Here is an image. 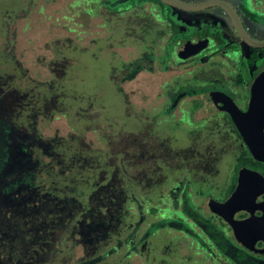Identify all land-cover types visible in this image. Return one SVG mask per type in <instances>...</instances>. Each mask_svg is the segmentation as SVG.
<instances>
[{
	"label": "rangeland",
	"instance_id": "rangeland-1",
	"mask_svg": "<svg viewBox=\"0 0 264 264\" xmlns=\"http://www.w3.org/2000/svg\"><path fill=\"white\" fill-rule=\"evenodd\" d=\"M126 1L0 0V255L25 264H52L54 250V264L182 262L190 239L177 246L158 232L141 243L145 226L183 207L186 173L226 177L229 136L178 124L183 108L201 107L205 84L174 78L202 64L169 61L164 26L148 5ZM142 213L145 222L129 235ZM118 239L119 252L94 260ZM207 260L264 264L249 255L240 262L231 245L220 262Z\"/></svg>",
	"mask_w": 264,
	"mask_h": 264
},
{
	"label": "flooded vegetation",
	"instance_id": "flooded-vegetation-1",
	"mask_svg": "<svg viewBox=\"0 0 264 264\" xmlns=\"http://www.w3.org/2000/svg\"><path fill=\"white\" fill-rule=\"evenodd\" d=\"M181 1L195 3L207 0ZM221 1L230 4L236 10L246 32L253 40H264V0ZM145 5H148L152 18L164 26L168 60H172L176 65L182 63L193 64L192 67L202 64L201 69L189 71L187 77L176 76L174 78V80L180 78L188 80L190 83L202 82L205 84L202 94L198 96V99L203 102L201 107L193 108L190 104L187 108H183L187 112L186 121H179L178 124L186 127L187 133H190L188 131H191V133L196 132V134L206 133L208 136L219 133L220 138L224 141L228 135L234 144V150L230 153L231 155H228L224 164L226 177L219 180V178L215 179L210 174L207 176L202 175L197 179L191 175L192 171L186 173L178 190L182 197L180 202L183 199L182 204H185V196L190 195L198 211L202 215H207L208 219L216 224L218 231H224L225 237L222 241L217 242L218 245L222 244L227 249L228 245L237 248V257L239 251L244 250L246 257L249 255L264 260V256L245 249L237 241L230 224L215 212L217 203H226L236 192L242 170L256 173L264 178V161H260L253 156L239 128L226 111L225 104L221 100L222 96H227L241 112L247 113L250 111L254 93L259 91L260 88L264 89V83L260 84L259 81V75L264 71V47L258 48L245 43L238 33L235 22L226 11L218 6L199 12H186L177 9L165 0H147ZM138 7L141 6L137 5L132 8ZM245 18L253 23L257 31L256 35L246 26ZM166 84L170 83L166 82ZM188 98L196 99L194 95ZM206 105H211L212 111L207 113L203 119L196 120L194 117L195 112L198 110L204 111ZM244 154L245 156H242ZM251 186L257 194L254 204L251 205L252 207L250 206L253 208L254 213L252 214L247 210L239 211L235 215V219L238 221L264 216V212L258 208L260 206L264 208V188L255 179H252ZM199 204L207 205L208 212L204 211ZM182 206L184 207V205ZM194 222L197 223V233L194 232L195 234L204 231L208 238L214 239L216 232L209 231L206 222L200 218L194 220ZM203 225L206 226L207 230H203ZM188 230L192 231V229ZM209 234H212V237ZM194 235L193 237L190 235L189 238L195 239ZM196 238L203 241L202 237ZM220 247H217L219 253L209 254L210 258H214L218 262L221 261L222 254L227 252H222ZM255 247L260 250L264 249V241L259 240ZM186 255L187 253L182 257L185 260ZM196 258L198 257L192 258L194 262H196ZM182 262L193 264L190 260ZM232 262L228 261L229 264H233Z\"/></svg>",
	"mask_w": 264,
	"mask_h": 264
},
{
	"label": "water",
	"instance_id": "water-1",
	"mask_svg": "<svg viewBox=\"0 0 264 264\" xmlns=\"http://www.w3.org/2000/svg\"><path fill=\"white\" fill-rule=\"evenodd\" d=\"M165 1L177 9L186 12H199L218 6L226 11L235 22L238 33L245 43L258 48L264 47V40H253L246 32L236 10L224 1L207 0L195 3H187L181 0ZM259 77L260 84L264 83V71L260 73ZM221 100L225 104L226 111L231 115L234 123L239 128L253 156L260 161H264V89L260 88L259 91L254 93L252 107L247 113L241 112L227 96H222ZM252 179L259 181V184L264 188V178L256 173L242 170L236 192L226 203H217L215 205V212L230 224L235 232L237 241L245 249L264 256V249L260 250L255 247L259 240L264 241V216L260 218L252 217L243 221L235 219L236 213L242 210L254 213L251 205L254 204L257 194L253 191V186H251ZM258 208L264 212L262 206Z\"/></svg>",
	"mask_w": 264,
	"mask_h": 264
},
{
	"label": "trees",
	"instance_id": "trees-1",
	"mask_svg": "<svg viewBox=\"0 0 264 264\" xmlns=\"http://www.w3.org/2000/svg\"><path fill=\"white\" fill-rule=\"evenodd\" d=\"M147 2V0H127L126 2H124V6L126 8H132L133 6H143L145 5ZM132 3V4H131ZM131 4V6H129ZM119 7H115V9H118ZM114 9V10H115ZM185 204L184 207H180L178 208V210H175L173 213L169 214L167 219L164 220H160L155 222L153 225H146L145 226V231H144V239H141L140 242H144L145 240H149L150 238L154 237L158 232H162L164 236L166 237H170L172 236L173 238V242L175 241V244L177 246H179V242L184 241L187 242V239L189 238V234L188 233H184L183 231H179V230H173L172 229V225L174 223H176V226L181 225L183 227V229H192V231L197 233V223L194 222V220L200 218L202 219L204 222H206L208 224V229L211 232H216V236L214 237V239H210L207 237L206 233L203 232H198V234H195V239L192 238L190 239L189 243V248L186 249L187 253V257L186 260L182 259V261L188 262L190 260L191 263L193 264H207V256L209 254L211 255H215L216 253H219L217 251V247L221 246V251L222 252H226L227 251V247L224 245H218L217 242L222 241V239L225 237V233L223 230H219L216 227V224L208 219V216L200 213L198 211V208L193 204L192 202V197L189 195H186L184 198ZM134 202H135V198H134ZM183 202V199L181 200V203ZM134 207L131 205V211H133ZM154 210V209H153ZM83 211L82 209L76 210L75 211V216L71 217V221L67 222L65 224L64 229L65 230H70L72 228V223L74 221V219H76L77 215L79 213H81ZM140 222H137L136 225L129 235L134 236L137 230V227H139L142 223L145 222L146 220V214L142 213L140 214ZM178 224V225H177ZM180 235V236H179ZM185 238L184 240L182 239L183 237ZM181 237L182 240H180L179 238ZM196 237H202L203 241H200L199 239H197ZM1 246L4 245V243H0ZM125 245V241H123V239H118L116 241V243L114 245H112L110 248L105 249L104 252L98 254L97 256L94 257V260L97 261H103L104 258H106L107 256L117 253L119 252V249H121L123 246ZM10 250V249H9ZM210 251V252H209ZM3 252V251H2ZM129 257H137L138 254L137 252L135 253H130ZM54 257H55V250L54 253H52V258L51 260L53 261L52 264H54ZM198 257L200 258V260L198 261V258H196V262L193 261L192 258ZM246 257V252L244 250H240L239 251V255H238V259L240 261H243ZM25 258H22L20 256H13L12 254L10 256H6V255H0V264H25ZM93 262V258L91 259H87L84 260L78 264H92ZM189 262V263H190ZM160 264H184V262H181L179 257H176V259L174 257H169V259H163L161 260V262H159ZM156 263V264H159ZM43 264V263H40ZM244 264H253L250 262H245Z\"/></svg>",
	"mask_w": 264,
	"mask_h": 264
}]
</instances>
